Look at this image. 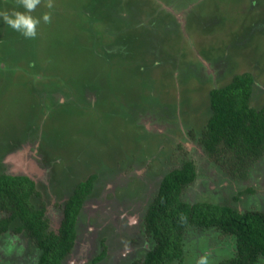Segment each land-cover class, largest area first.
Returning <instances> with one entry per match:
<instances>
[{
	"label": "rangeland",
	"instance_id": "obj_1",
	"mask_svg": "<svg viewBox=\"0 0 264 264\" xmlns=\"http://www.w3.org/2000/svg\"><path fill=\"white\" fill-rule=\"evenodd\" d=\"M12 10L38 23L27 36L0 18V174L34 181L31 201L44 202L50 229L73 186L96 175L66 264H89L102 248L96 264L140 259L151 245L146 207L183 159L196 176L182 201L264 211V155L232 174L198 140L209 90L235 74H252L250 105L264 104V0H39L31 10L0 0ZM18 223L0 232V264L36 262ZM182 248L172 264H217L235 251L232 236L194 225Z\"/></svg>",
	"mask_w": 264,
	"mask_h": 264
},
{
	"label": "trees",
	"instance_id": "obj_2",
	"mask_svg": "<svg viewBox=\"0 0 264 264\" xmlns=\"http://www.w3.org/2000/svg\"><path fill=\"white\" fill-rule=\"evenodd\" d=\"M93 14V21H102L100 15ZM79 74L75 77L77 81L85 78L82 72ZM252 86V74L243 72L208 93L210 114L198 140L207 156L218 164H227L232 174L238 170L245 175L249 166L264 155V104L259 108L250 105ZM195 176L191 159H183L179 167L161 176L141 227L151 245L140 259L129 264L180 262L183 234L188 225L213 227L233 237V256L217 264H255L259 257L264 264V211L239 212L227 204L182 201L183 190ZM95 178V174H90L73 186L62 204L57 229H50L44 202L36 205L31 201L32 196L40 198L34 181L27 175L0 174V207L6 213L0 217V232L18 220L15 231H25L38 251L35 264H66L65 258L77 239L79 212L92 192ZM105 255L102 248L89 264H96Z\"/></svg>",
	"mask_w": 264,
	"mask_h": 264
},
{
	"label": "clouds",
	"instance_id": "obj_3",
	"mask_svg": "<svg viewBox=\"0 0 264 264\" xmlns=\"http://www.w3.org/2000/svg\"><path fill=\"white\" fill-rule=\"evenodd\" d=\"M23 7L31 10L34 9L39 0H21ZM0 18L4 20L6 24L14 29L22 31L27 36L35 35V25L38 21L30 16L28 13H21L16 10H12L11 15L7 11H0ZM47 15H44V19L47 20ZM10 247V245H9ZM198 264H207L206 258L201 257Z\"/></svg>",
	"mask_w": 264,
	"mask_h": 264
},
{
	"label": "flooded vegetation",
	"instance_id": "obj_4",
	"mask_svg": "<svg viewBox=\"0 0 264 264\" xmlns=\"http://www.w3.org/2000/svg\"><path fill=\"white\" fill-rule=\"evenodd\" d=\"M60 219H61V217H60ZM132 221H135V218H133V220ZM59 222H60V220H59ZM142 222H143V218H142ZM59 225V224H58ZM142 227V226H141ZM121 255V254H120ZM131 261H132V259H131ZM76 264V263H75Z\"/></svg>",
	"mask_w": 264,
	"mask_h": 264
}]
</instances>
